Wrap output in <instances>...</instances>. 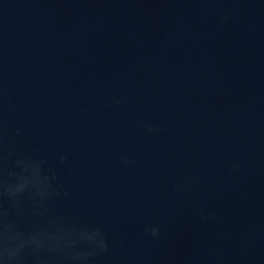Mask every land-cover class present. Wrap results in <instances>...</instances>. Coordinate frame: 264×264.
<instances>
[{
  "label": "water",
  "instance_id": "95a60500",
  "mask_svg": "<svg viewBox=\"0 0 264 264\" xmlns=\"http://www.w3.org/2000/svg\"><path fill=\"white\" fill-rule=\"evenodd\" d=\"M0 123L93 264H264V0H0Z\"/></svg>",
  "mask_w": 264,
  "mask_h": 264
},
{
  "label": "clouds",
  "instance_id": "9594fccd",
  "mask_svg": "<svg viewBox=\"0 0 264 264\" xmlns=\"http://www.w3.org/2000/svg\"><path fill=\"white\" fill-rule=\"evenodd\" d=\"M228 19V15L221 17L222 22ZM112 102L121 105L124 100L113 98ZM139 126L147 135L159 131L152 125ZM66 160L65 154L59 156L61 164ZM121 162L125 166L135 164L129 156ZM227 171L237 173L244 169L237 161ZM54 180V175L45 173L42 160L15 149L0 123V264H49L50 257L62 264H93L94 257L108 251L107 237L101 228L66 225L59 217L48 219L47 204L61 192ZM196 180L195 176H186L172 190L187 192ZM29 214L36 219L30 226L21 227L18 221ZM197 214L201 223H219L221 219L203 207L197 209ZM144 233L154 240L162 235L155 224L145 225Z\"/></svg>",
  "mask_w": 264,
  "mask_h": 264
}]
</instances>
